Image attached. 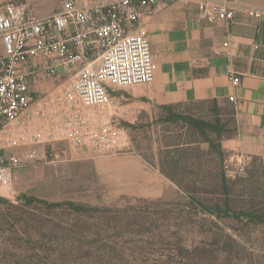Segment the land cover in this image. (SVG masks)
I'll return each mask as SVG.
<instances>
[{"label": "rangeland", "instance_id": "374dc122", "mask_svg": "<svg viewBox=\"0 0 264 264\" xmlns=\"http://www.w3.org/2000/svg\"><path fill=\"white\" fill-rule=\"evenodd\" d=\"M43 1L0 0V10L27 3L36 11ZM47 1L45 10L62 7ZM75 72L47 78V89L64 85L58 93L78 99L65 90ZM170 110L173 116L143 106L116 112L111 126L128 125V133L112 127L98 144L64 131L71 116L62 109L51 136L59 140L14 146L8 154L38 150L60 160L16 169L13 195H0V264H264L263 163L228 146L237 137L233 107L200 102ZM115 164L130 172H103Z\"/></svg>", "mask_w": 264, "mask_h": 264}, {"label": "crops", "instance_id": "0c3cea01", "mask_svg": "<svg viewBox=\"0 0 264 264\" xmlns=\"http://www.w3.org/2000/svg\"><path fill=\"white\" fill-rule=\"evenodd\" d=\"M232 1L241 9L231 22L201 20L196 3L189 0H159L155 5L142 8L133 31L150 42L155 79L150 85L119 90L109 88L112 102L106 109L88 108L92 110L86 111L79 99L72 100L73 97L58 93L64 85L47 89V78L57 80L68 74L71 70L68 65L58 66L55 76L42 73L32 77L30 87L35 97L34 107L16 123L0 131V158L19 155L8 154L11 149L16 150V145L31 146L59 140L51 136L59 128L55 117L62 109L71 116V123H65L64 131L95 136L99 144L112 137V127L118 136L128 133V125L111 126L116 112L125 114L138 106L162 110L191 103L216 102L230 104L234 109L237 137L228 146L240 148L250 161H262L264 170V19H257L252 12L264 8V0ZM47 4V0L40 3L42 8L36 9L38 16H49L62 10L61 5L52 11L45 10ZM60 69L64 71L59 72ZM232 76L239 77L240 83H233ZM59 160L57 154L56 161L39 163L51 164ZM97 164L98 168L104 166ZM118 171L130 172L127 165L117 164L103 172L115 174Z\"/></svg>", "mask_w": 264, "mask_h": 264}, {"label": "built area", "instance_id": "2783aa9c", "mask_svg": "<svg viewBox=\"0 0 264 264\" xmlns=\"http://www.w3.org/2000/svg\"><path fill=\"white\" fill-rule=\"evenodd\" d=\"M189 1L196 3L198 17L209 22H231L241 9L232 0ZM158 2L61 0L62 10L44 17L27 3L0 10V131L34 107L30 79L42 73L55 76L60 65L77 67L66 89L88 108L109 107V88L152 84L155 71L150 42L133 30L141 9ZM252 12L257 19H264L263 8ZM230 80L236 84L241 81L236 76ZM56 159V153L38 150L0 158V195H13L16 169Z\"/></svg>", "mask_w": 264, "mask_h": 264}, {"label": "trees", "instance_id": "16d2710c", "mask_svg": "<svg viewBox=\"0 0 264 264\" xmlns=\"http://www.w3.org/2000/svg\"><path fill=\"white\" fill-rule=\"evenodd\" d=\"M214 103H216V102H214ZM166 110H168V111H170L169 113H170V115H171V110H170V108H165ZM171 116H173V115H171ZM170 116V117H171ZM190 125H192V126H195V127H197V128H200L201 129V125L203 124V123H200V122H195V121H192V120H189V121H187ZM34 202H36V200H34V199H32V200H30V202H28V203H34ZM39 202H41L42 204H44V205H46L48 208H51V209H53V208H62V207H65V206H67V207H69V208H71L72 210H74L75 212H77V213H87V212H89L90 211V209H88L87 207H85V206H82V205H76V204H74V203H72V202H64V203H48V202H46V201H39ZM220 211V213H222V210L221 209H217V212H219ZM249 216H251V215H249ZM219 217L221 218V217H223L222 215H219ZM253 217V216H252ZM235 218H238V219H241V217L239 216V215H236V217ZM254 218V217H253Z\"/></svg>", "mask_w": 264, "mask_h": 264}]
</instances>
